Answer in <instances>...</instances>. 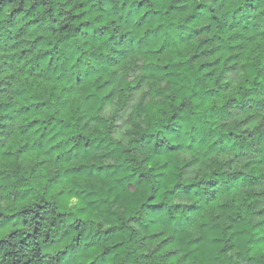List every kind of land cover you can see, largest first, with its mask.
<instances>
[{"label":"clouds","instance_id":"clouds-1","mask_svg":"<svg viewBox=\"0 0 264 264\" xmlns=\"http://www.w3.org/2000/svg\"><path fill=\"white\" fill-rule=\"evenodd\" d=\"M0 264H264V0H0Z\"/></svg>","mask_w":264,"mask_h":264}]
</instances>
